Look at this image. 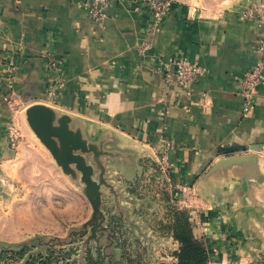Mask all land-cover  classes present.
<instances>
[{"label":"crops","instance_id":"obj_1","mask_svg":"<svg viewBox=\"0 0 264 264\" xmlns=\"http://www.w3.org/2000/svg\"><path fill=\"white\" fill-rule=\"evenodd\" d=\"M82 1L0 0V157H10L21 112L44 103L58 120L68 116L70 130L119 157L164 147L158 154L174 172L186 183L195 179L203 198L211 195L197 199L200 208H230L216 202L250 190L255 159L263 173L264 77L246 114L240 79L260 61L256 45L264 26L241 18L240 9L264 0H173L151 32L149 11L135 10L133 0L113 1L102 29ZM43 53L59 62L64 78L53 96ZM178 56L204 69L189 87L153 70L158 57Z\"/></svg>","mask_w":264,"mask_h":264},{"label":"rangeland","instance_id":"obj_2","mask_svg":"<svg viewBox=\"0 0 264 264\" xmlns=\"http://www.w3.org/2000/svg\"><path fill=\"white\" fill-rule=\"evenodd\" d=\"M20 115L0 157V264H264V157L250 190L217 201L221 210L196 204L211 195L174 172L164 147L84 157L94 214L81 171H64Z\"/></svg>","mask_w":264,"mask_h":264},{"label":"built area","instance_id":"obj_3","mask_svg":"<svg viewBox=\"0 0 264 264\" xmlns=\"http://www.w3.org/2000/svg\"><path fill=\"white\" fill-rule=\"evenodd\" d=\"M121 0H83V7L98 29L104 28L106 18L108 17L107 9L113 2ZM135 10L145 8L151 15L149 32L153 31L161 22L168 17L171 12L173 0H133ZM240 17L243 19L255 20L264 26V1L251 5H245L240 9ZM147 42H143L141 49L148 47ZM257 50L260 54V61L249 69H246L240 79V93L243 98V113L249 112L253 106L257 86L263 79L264 63V35L257 41ZM46 58V65L49 67L51 82L49 84L48 95L53 96L58 88L64 85V78L59 74L58 61L52 59L48 53H43ZM14 66L8 63L4 69L7 83L13 78ZM156 73L164 76L166 80H176L180 85L189 87L199 75L203 73V67L194 61H190L185 56H178L171 61H165L158 57V63L153 69ZM13 129H9V134Z\"/></svg>","mask_w":264,"mask_h":264},{"label":"water","instance_id":"obj_4","mask_svg":"<svg viewBox=\"0 0 264 264\" xmlns=\"http://www.w3.org/2000/svg\"><path fill=\"white\" fill-rule=\"evenodd\" d=\"M24 116L35 136L48 149L56 163L64 171L71 172V164L81 171V178L86 183V196L93 207L94 214L99 213L96 204L97 192L93 191V188L96 187L95 181L90 179L91 174L95 171V166L86 163L84 157H110L109 154L113 151L104 150L103 146L88 142L82 137L80 131L70 130L68 116L63 115L58 120L54 110L44 103L30 104L26 107ZM252 148L260 149V146H253ZM118 154L120 153L118 152ZM253 165L256 166L255 172H258L256 159L253 161Z\"/></svg>","mask_w":264,"mask_h":264},{"label":"trees","instance_id":"obj_5","mask_svg":"<svg viewBox=\"0 0 264 264\" xmlns=\"http://www.w3.org/2000/svg\"><path fill=\"white\" fill-rule=\"evenodd\" d=\"M260 264H262V263H260Z\"/></svg>","mask_w":264,"mask_h":264}]
</instances>
